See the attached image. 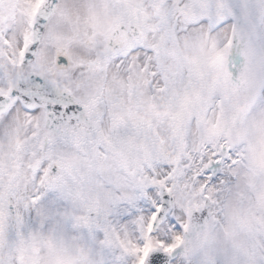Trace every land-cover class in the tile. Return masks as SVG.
I'll return each instance as SVG.
<instances>
[{
    "label": "clouds",
    "instance_id": "9594fccd",
    "mask_svg": "<svg viewBox=\"0 0 264 264\" xmlns=\"http://www.w3.org/2000/svg\"><path fill=\"white\" fill-rule=\"evenodd\" d=\"M0 264H264V0H0Z\"/></svg>",
    "mask_w": 264,
    "mask_h": 264
}]
</instances>
